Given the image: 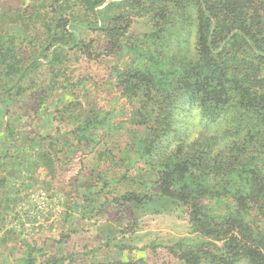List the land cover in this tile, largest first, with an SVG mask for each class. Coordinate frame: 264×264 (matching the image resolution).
<instances>
[{
  "label": "rangeland",
  "instance_id": "obj_1",
  "mask_svg": "<svg viewBox=\"0 0 264 264\" xmlns=\"http://www.w3.org/2000/svg\"><path fill=\"white\" fill-rule=\"evenodd\" d=\"M60 3L70 6L65 16L74 14L75 22L84 26L93 22L82 17L76 0L66 4L62 0L58 4L56 0H0V55L7 51L9 58L1 68L22 70L34 59L42 64L22 82V96L9 93L13 97L10 110L2 118L0 115V132L9 123L19 131L16 136L0 135V264H107L120 260L172 264L174 253L190 242L183 239L200 238L188 227L187 210L172 203L161 209L147 205L129 208L115 199L131 190H144L149 176L153 182L157 178L141 146L123 150L129 140L122 134L135 109L129 100L131 75L144 74L158 82L166 78L160 75L162 67L170 69L181 58L193 60L195 15L188 6L169 5L167 15L160 16V23L167 24L152 31V24L141 13L122 11L121 16V11L112 8L103 15L116 17L112 25L118 29L116 37L69 24L65 31L76 33L82 42L76 48L67 43L58 52L51 74L46 57L57 52L47 43V27ZM39 88H43V98ZM22 98H28V103H22ZM22 108L28 120L22 119L21 124ZM82 109V117L99 112V117L90 116L87 123L93 129L83 138L76 131L69 132L78 128ZM177 113L183 130L204 127L213 136L229 123L226 116L216 124L207 123L199 108L188 105ZM251 123L258 128L255 120ZM57 129L69 133L47 137ZM253 132L260 136L257 129ZM25 133L31 138H47L43 151ZM198 136L199 132L190 139ZM51 141L53 148L48 145ZM215 141L212 153L217 155L214 148L219 147L223 162L231 159L227 140ZM262 142L261 153L252 154L254 162H245L241 172L237 171L246 179L247 174L264 173ZM118 148H122L120 152ZM89 205L95 212L81 213L80 206Z\"/></svg>",
  "mask_w": 264,
  "mask_h": 264
},
{
  "label": "trees",
  "instance_id": "obj_2",
  "mask_svg": "<svg viewBox=\"0 0 264 264\" xmlns=\"http://www.w3.org/2000/svg\"><path fill=\"white\" fill-rule=\"evenodd\" d=\"M76 3L82 17L93 19L85 26L102 31L106 37L108 33L110 37L117 35L118 29L113 27L116 17L103 15L112 8L121 11V16L122 11L127 15L141 13L152 24V31L167 24L160 23V16L167 15L169 5L188 6L194 13V59L181 58L173 61L170 69L162 67L160 75L166 78L158 82L140 73L132 74L128 82L129 100L135 109L130 126L122 134L128 135L129 140L123 150L141 146L157 178L153 182L149 176L144 190L126 192L116 197L115 202L129 208L147 205L160 209L172 203L187 210L188 227L200 238L183 239L190 242L174 253L176 260L172 264H264V173L247 174L248 179L237 173L245 162H254L252 154L259 155L264 141V0H76ZM69 7L57 5L47 27V43L57 52L46 57L51 74L56 69L58 52L67 43L76 48L82 42L76 33L65 31L67 25L77 23L74 21L77 16L72 18L74 14L65 16ZM81 23L75 26L85 27ZM44 50L45 47L40 54ZM7 55V51L0 55L1 118L7 115L13 101L9 93L22 96L25 89L22 82L42 65L34 59L22 70L14 66L15 69L7 71L1 68L9 61ZM39 89L43 98V88ZM24 99L22 103H28V98ZM184 105L199 108L207 123L216 124L220 118L228 117L227 128L214 136L204 127L183 130L177 123V110ZM233 107L235 111H231ZM83 113L82 109L78 128L69 131H76L81 138L93 129L87 123L90 116L99 117L96 111L82 117ZM25 118L28 120L27 112L22 108L21 124ZM253 120L258 128H253ZM254 129L260 136L253 134ZM69 132L57 129L47 137H62ZM197 132L199 136L190 139ZM4 133L16 136L19 131L9 123L0 135ZM24 136L43 151L47 138L38 135L31 138L28 133ZM217 139L227 140L231 159L223 162L218 155L222 153L219 147L214 148L217 155L212 153ZM48 145L53 148L55 144L51 141ZM49 161L52 163L51 158ZM149 183L156 186L151 188ZM80 207L83 214L95 212L91 205ZM107 264L139 262L120 260Z\"/></svg>",
  "mask_w": 264,
  "mask_h": 264
}]
</instances>
